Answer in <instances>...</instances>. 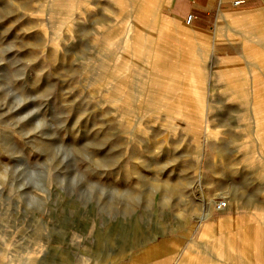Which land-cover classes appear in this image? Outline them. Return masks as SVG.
Returning <instances> with one entry per match:
<instances>
[{
    "label": "rangeland",
    "instance_id": "obj_1",
    "mask_svg": "<svg viewBox=\"0 0 264 264\" xmlns=\"http://www.w3.org/2000/svg\"><path fill=\"white\" fill-rule=\"evenodd\" d=\"M222 1L0 0V264H264V0Z\"/></svg>",
    "mask_w": 264,
    "mask_h": 264
},
{
    "label": "crops",
    "instance_id": "obj_2",
    "mask_svg": "<svg viewBox=\"0 0 264 264\" xmlns=\"http://www.w3.org/2000/svg\"><path fill=\"white\" fill-rule=\"evenodd\" d=\"M214 1L215 0H175V5H176V10L179 14L183 13L185 10H192V12L194 13L192 15L193 18H196L198 20H203V18L206 19V17L209 15L210 9L212 8ZM239 1H242L244 4L246 2L245 0H239ZM235 2L236 0H231V5L236 6ZM222 5H224V1L217 0V6L220 7ZM225 17L229 19L231 15H226ZM192 33H193L192 36L196 37V32H192ZM226 206H227V202H226Z\"/></svg>",
    "mask_w": 264,
    "mask_h": 264
},
{
    "label": "bare ground",
    "instance_id": "obj_3",
    "mask_svg": "<svg viewBox=\"0 0 264 264\" xmlns=\"http://www.w3.org/2000/svg\"><path fill=\"white\" fill-rule=\"evenodd\" d=\"M236 1H239V0H236ZM140 7L138 8L139 9V12H140V14L141 15H143V14H145V12H148V13H151V14H155L153 11H151L150 12V10H148V8L146 9V6L144 5V3H141L140 5H139ZM135 20V19H134ZM134 20H131L130 22H131V24L130 25H132V26H130L129 25V27H130V29H131V27H135V28H137V29H139V30H141V31H143L142 30V28H144V24H143V21L142 20H140L139 18H136V21H134ZM135 23H134V22ZM156 21V24L159 26L158 28H159V30H162L163 28H170V30L171 31H173L172 30V26H171V24L169 25V24H167V23H165L164 21H162L161 20V18H157V20H155ZM129 30V28L126 30L128 33L130 32V31H128ZM128 38H130V40L131 39H133V37L131 36V35H129V37ZM136 39H139L140 40V45H138L139 46V49L141 48V49H143L142 47L144 46V45H146V44H144V42H142V36H140V35H136ZM128 42V41H127ZM131 42V41H130ZM130 42H128V44L127 45H129V43ZM160 44V43H159ZM162 44H165V45H167V46H169L170 48H173L174 46L173 45H170L168 42H163V41H161V45ZM130 45H132V43H130ZM135 45V44H134ZM147 46V45H146ZM133 50L134 51H136V47L134 46L133 47ZM140 51V50H139ZM157 59H159V57H156ZM226 204V203H225Z\"/></svg>",
    "mask_w": 264,
    "mask_h": 264
},
{
    "label": "built area",
    "instance_id": "obj_4",
    "mask_svg": "<svg viewBox=\"0 0 264 264\" xmlns=\"http://www.w3.org/2000/svg\"><path fill=\"white\" fill-rule=\"evenodd\" d=\"M241 1H236L235 4H239ZM192 19V15L189 14L186 18V22H190V20ZM223 206H225V201H219L216 203V209H221L223 208Z\"/></svg>",
    "mask_w": 264,
    "mask_h": 264
}]
</instances>
